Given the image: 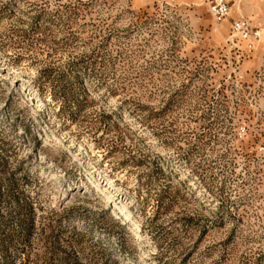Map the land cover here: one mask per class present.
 I'll return each instance as SVG.
<instances>
[{
  "label": "rangeland",
  "instance_id": "rangeland-1",
  "mask_svg": "<svg viewBox=\"0 0 264 264\" xmlns=\"http://www.w3.org/2000/svg\"><path fill=\"white\" fill-rule=\"evenodd\" d=\"M225 1L0 0V264H264V0Z\"/></svg>",
  "mask_w": 264,
  "mask_h": 264
},
{
  "label": "built area",
  "instance_id": "built-area-1",
  "mask_svg": "<svg viewBox=\"0 0 264 264\" xmlns=\"http://www.w3.org/2000/svg\"><path fill=\"white\" fill-rule=\"evenodd\" d=\"M207 6L212 18L217 22L226 18L230 13V6L225 0H207ZM232 35L246 39L259 37V30H253L250 23L243 18L237 19L231 24Z\"/></svg>",
  "mask_w": 264,
  "mask_h": 264
},
{
  "label": "bare ground",
  "instance_id": "bare-ground-1",
  "mask_svg": "<svg viewBox=\"0 0 264 264\" xmlns=\"http://www.w3.org/2000/svg\"><path fill=\"white\" fill-rule=\"evenodd\" d=\"M132 225H133V226L135 227V229L138 231V226H137L136 224H134V223H133ZM152 252H153V251H152ZM152 252H151V253H152Z\"/></svg>",
  "mask_w": 264,
  "mask_h": 264
}]
</instances>
